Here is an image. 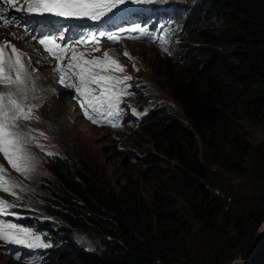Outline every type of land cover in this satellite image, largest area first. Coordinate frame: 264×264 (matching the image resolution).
<instances>
[{
  "label": "trees",
  "instance_id": "1",
  "mask_svg": "<svg viewBox=\"0 0 264 264\" xmlns=\"http://www.w3.org/2000/svg\"><path fill=\"white\" fill-rule=\"evenodd\" d=\"M175 1L189 7L185 13H181L182 10L171 12L167 23L173 29L168 31L167 25L166 32H178L180 44L188 35L195 40L182 59L180 70L167 71V74L171 96L191 126L178 121L159 125L155 119L168 115L163 110L148 124L154 127L150 132L155 138L163 140L161 134L165 133L168 145H163V140L160 146L175 159L176 170L171 180L178 186L176 194L186 202L188 213L203 226L204 240L214 241L210 244L212 253L216 239L219 237L221 246L226 238L227 221L235 215L232 210L245 205L246 198L238 193L227 200L229 196L224 192L223 198L216 197L211 191L217 186L210 181V169L205 163L245 177L264 157V139L256 142L252 135L240 132L241 122L264 127V0ZM177 24H181L180 28H175ZM202 40L214 42V46L216 42L223 43L231 50L227 72L213 64L199 69L197 62L207 51L200 43ZM222 144H226L227 157L215 150V146ZM52 165L55 179L44 180L49 182L43 185L47 194L45 204L62 224L57 232L46 234L54 243L38 254L41 260L48 257L46 264H69L77 254L86 264H190L193 250L189 239L169 224L173 212L168 211L160 193L157 192L155 199L158 215L152 218L149 213L133 209V202L117 199L109 193L92 167L56 157L52 158ZM182 185H189L190 189ZM229 191L228 187L226 192ZM227 201L229 209L224 207ZM261 206L264 199L257 209ZM221 211L225 212L226 219L224 223H217ZM258 211L248 219L252 230L264 221V208ZM175 219H179L177 215ZM77 231L118 237L120 241L103 238L101 247L81 252L72 242V238L78 236ZM60 234L69 239L65 240ZM254 262L264 264V250L258 252ZM209 264H227V250L213 254Z\"/></svg>",
  "mask_w": 264,
  "mask_h": 264
},
{
  "label": "rangeland",
  "instance_id": "2",
  "mask_svg": "<svg viewBox=\"0 0 264 264\" xmlns=\"http://www.w3.org/2000/svg\"><path fill=\"white\" fill-rule=\"evenodd\" d=\"M162 3L165 4V7L167 6L165 15L173 7L169 5L179 4L175 0H158L154 4L159 6ZM142 5L150 7L152 4ZM182 11L181 13H185L186 10ZM185 19L184 16L182 23ZM180 26L181 24H177L175 28H180ZM172 29L169 25L167 30ZM9 38H16L10 29L0 33L1 42L10 41ZM194 40L193 36L188 35L187 40L185 38L181 44L175 42L171 45L166 35L158 43H151V40H147L143 35H135L124 38L123 43L119 40L120 44L118 45L97 46L96 44L85 50L84 58L88 60L104 59L105 52L114 54L113 58L123 66L124 71L119 72L108 68L105 69L106 74L132 77L131 80L117 86L131 85L127 92L121 95V99L125 103L123 126L120 129L112 130L88 123L79 107L75 106V100H71L64 91L69 88L55 84L50 68L47 65L39 64L37 55L28 47L30 43L22 41L18 47L28 54L24 60L27 63L30 58L31 62L27 63V67L33 73L37 84L35 93L37 99H31L32 94L30 93L27 103L38 104L39 107L33 110L32 119L21 120L19 123L22 130L32 131V135L38 138V143L44 145V148L41 149L36 143H30L27 146L36 158V170L30 177H25L12 169L0 154V163L4 165L10 177L21 182L24 186L23 190L17 189L18 195L21 197L19 200L10 194L0 192V197L18 205L17 208L12 209L18 214L15 216L17 219L14 216L0 218L12 220L33 230L35 226H39V234L43 238H46L48 233L57 232V227L62 223L46 208L47 194L44 192L43 185L55 179L52 158H63L69 159L75 165L84 164L97 170L109 193L117 199L133 202L135 204L132 206L133 209L137 208L138 211L149 213L152 218H157L158 215L159 209L155 199L157 192L160 193L169 208L168 211L173 212L169 224L174 230L184 233L189 239L193 250L190 264H209L210 257L213 254H220L221 249L227 250V264H233L235 260L237 262V260L248 259L253 251L255 237L259 233L260 226L264 223L262 221L256 230L248 227L249 217L264 208L261 206L257 209L264 199V157L260 164L253 167L245 177L239 176L236 171L205 163V166L210 169V181L217 186L211 191L216 197L223 198L224 192L229 196L226 198L227 200L238 193L246 198L245 205L237 210H232L235 215L227 221V231L224 233L226 238L223 239L224 242L220 246L221 242L218 237L215 241L216 248L211 253L210 244L214 241L204 240L206 233L201 232V230L205 231L203 226L188 213L186 202L176 194L178 186L171 180V175L176 170L175 159L163 151L160 146L163 140V145H168L165 141V133L161 134L164 137L163 140L155 138L150 132V129L154 127L150 128L148 124L153 116L163 110L167 111L168 115H163L159 120L155 119L159 125L164 123L170 125L178 121L187 127L191 126L182 108L171 96V81L167 71L177 73L180 70L182 59ZM200 43L205 45L207 51L204 58L197 62L200 64L199 69L213 64L222 72H227V64L232 58L231 50H227V45L223 46V43L216 42L214 46L212 44L214 42L206 43L203 40ZM210 46L213 47L208 49ZM125 51L130 54L131 59L123 55ZM4 90H6L5 86L0 85V91ZM135 113H139V115ZM158 128L160 127L158 126ZM240 130L244 135H252L256 142L264 139V127L262 126L241 122ZM40 133H44V135L42 136ZM197 140L200 141V138ZM185 144L186 141H184L186 148ZM225 145H217L215 150L227 157ZM48 152H54L56 155L50 156ZM44 180L49 182H44ZM200 182L208 183L207 180H200ZM182 187L190 189L189 185H182ZM228 187L230 191L226 192ZM46 192L48 193V191ZM224 204V207L229 209L228 201ZM176 215L178 220L175 219ZM225 219L226 214L221 211L216 222L224 223ZM76 234L78 236L72 238V242L81 252L93 251L96 247H101L103 238L120 241L118 237L110 238L109 235L104 237L98 233L77 231ZM60 235L65 240L69 239V236ZM46 240L49 244L54 243L50 238H46ZM19 246L21 245L0 242V264H46L48 262V257L44 260H36L35 257L28 256L27 252V256H23L20 260L19 256L22 255L23 248L16 249ZM261 250H264V233L257 239L255 254L248 264H255L254 260ZM69 264L86 263L77 254Z\"/></svg>",
  "mask_w": 264,
  "mask_h": 264
},
{
  "label": "snow or ice",
  "instance_id": "3",
  "mask_svg": "<svg viewBox=\"0 0 264 264\" xmlns=\"http://www.w3.org/2000/svg\"><path fill=\"white\" fill-rule=\"evenodd\" d=\"M154 4L158 0H0V21L4 27L17 23V17L9 18L10 10L23 12L25 14H54L61 17H81L92 20L101 18L112 13L120 5ZM19 5V6H18ZM131 32L146 34V29L140 23H134L129 29ZM105 36L104 32L99 33ZM109 40H117L118 36L108 35ZM57 39L63 37L44 36L39 43L45 50L56 58L57 61L65 59V53L69 51L56 43ZM98 42V41H97ZM10 49V51H9ZM97 51L99 49H96ZM72 55L65 67L59 70L64 73L59 77V82L65 87L75 89L80 100V107L85 116L94 124H109L119 127L113 123L120 117L121 95L127 92L131 85L117 87L132 79L129 75L122 77L102 74L105 69L111 68L123 72L124 68L113 58L114 54L104 53V59H85V53L71 49ZM28 54L19 50L10 41L0 43V85L6 90L0 91V154L7 160L11 168L25 177H30L36 170V158L27 147L30 143H36L41 149L44 145L38 143V138L32 135V131H24L21 128V120L33 118V110L38 104H29L27 101L37 99L36 79L28 70L24 60ZM123 55L131 59L130 54L125 51ZM138 70V69H137ZM99 90L100 95H94ZM135 112V109H133ZM139 115V113H135ZM39 119V117H36ZM44 135V133H40ZM48 155H56L48 152ZM21 182L10 177L4 165L0 163V192L10 194L17 200L21 199L17 189L23 190ZM18 205L3 197H0V217L18 216L12 209ZM0 242L8 244L24 245L27 248H47L51 245L45 239L29 227L21 226L12 220L0 218Z\"/></svg>",
  "mask_w": 264,
  "mask_h": 264
},
{
  "label": "bare ground",
  "instance_id": "4",
  "mask_svg": "<svg viewBox=\"0 0 264 264\" xmlns=\"http://www.w3.org/2000/svg\"><path fill=\"white\" fill-rule=\"evenodd\" d=\"M187 3H185V5H186ZM169 6H173L171 9H170V12H169V14H171V12L174 10V11H181V10H187V7H189L188 5H187V7H184L181 3H179V4H177V5H169ZM191 6V5H190ZM198 8V7H197ZM196 8V9H197ZM181 12H183V11H181ZM19 49V48H18ZM20 50V49H19ZM263 233H264V223H263V225L261 226V228H260V230H259V234L260 235H263ZM260 237V236H259ZM252 258H253V256L252 257H250V259H249V261H247L246 259L245 260H237V262H236V260L234 261V263L233 264H248V263H250V261L252 260Z\"/></svg>",
  "mask_w": 264,
  "mask_h": 264
},
{
  "label": "clouds",
  "instance_id": "5",
  "mask_svg": "<svg viewBox=\"0 0 264 264\" xmlns=\"http://www.w3.org/2000/svg\"><path fill=\"white\" fill-rule=\"evenodd\" d=\"M171 36L174 37V38H173V41H172V43H171V44L173 45V44L175 43L176 39H178L179 34L176 33V32H174V33L171 34ZM64 91H65L66 93L69 92V90H64ZM71 100H72V99H71ZM81 113H82V112H81ZM82 115H83V114H82ZM83 117H84V116H83ZM85 120H86V119H85ZM87 122L90 123V124H92V125H94V126H97L96 124H94V123H92V122H90V121H88V120H87ZM97 127H100V126H97ZM102 127H103V128H107V129H110L109 127H104V126H102ZM111 130H112V129H111ZM52 220H53V219H52ZM31 226H32V225H31ZM37 228H38V227H37ZM38 229H39V228H38Z\"/></svg>",
  "mask_w": 264,
  "mask_h": 264
},
{
  "label": "water",
  "instance_id": "6",
  "mask_svg": "<svg viewBox=\"0 0 264 264\" xmlns=\"http://www.w3.org/2000/svg\"><path fill=\"white\" fill-rule=\"evenodd\" d=\"M259 236H261V235L258 233L255 237L254 244H253V251H252L251 255L248 257V259H246L247 261H249L250 257L254 256V254H255L256 243H257V239L259 238Z\"/></svg>",
  "mask_w": 264,
  "mask_h": 264
}]
</instances>
